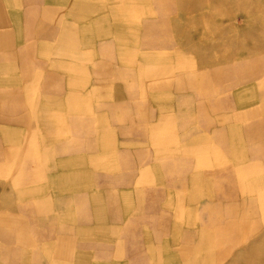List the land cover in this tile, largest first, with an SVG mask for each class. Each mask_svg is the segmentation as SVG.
<instances>
[{
	"label": "crops",
	"instance_id": "obj_1",
	"mask_svg": "<svg viewBox=\"0 0 264 264\" xmlns=\"http://www.w3.org/2000/svg\"><path fill=\"white\" fill-rule=\"evenodd\" d=\"M224 8L0 0V264H264V64Z\"/></svg>",
	"mask_w": 264,
	"mask_h": 264
},
{
	"label": "rangeland",
	"instance_id": "obj_2",
	"mask_svg": "<svg viewBox=\"0 0 264 264\" xmlns=\"http://www.w3.org/2000/svg\"><path fill=\"white\" fill-rule=\"evenodd\" d=\"M225 4L226 20L235 19L243 32H255L259 63L264 64V0H220ZM249 34V33H248Z\"/></svg>",
	"mask_w": 264,
	"mask_h": 264
},
{
	"label": "bare ground",
	"instance_id": "obj_3",
	"mask_svg": "<svg viewBox=\"0 0 264 264\" xmlns=\"http://www.w3.org/2000/svg\"><path fill=\"white\" fill-rule=\"evenodd\" d=\"M247 67V66H246ZM248 68V67H247ZM119 159V158H118ZM23 250V249H22Z\"/></svg>",
	"mask_w": 264,
	"mask_h": 264
}]
</instances>
